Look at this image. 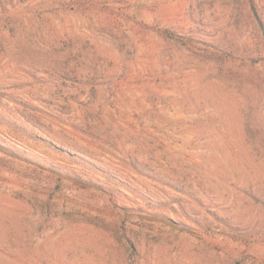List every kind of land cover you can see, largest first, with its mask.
<instances>
[{"label":"rangeland","instance_id":"rangeland-1","mask_svg":"<svg viewBox=\"0 0 264 264\" xmlns=\"http://www.w3.org/2000/svg\"><path fill=\"white\" fill-rule=\"evenodd\" d=\"M0 264H264V0H0Z\"/></svg>","mask_w":264,"mask_h":264},{"label":"trees","instance_id":"trees-1","mask_svg":"<svg viewBox=\"0 0 264 264\" xmlns=\"http://www.w3.org/2000/svg\"><path fill=\"white\" fill-rule=\"evenodd\" d=\"M9 150V149H8ZM12 149H10L11 151ZM13 154H15L16 156L18 157H23V155L21 153H19L18 151H11ZM25 158V157H24ZM38 167H40L41 169H46L50 172V174H52L53 176H55L57 179L61 180L62 178H66V179H69L71 180L74 184H76L77 186L81 187V188H84V189H92L94 191H98L100 192L101 194L103 195H108L110 198H114L115 197V193H114V190H110V189H106V187L103 186V184H97V183H94L93 181H90L88 179H84V177H82V175L78 172H68V173H64L62 172L60 169L56 168V167H43L41 164H38ZM84 166H90L91 167V164H87V162H85ZM93 166V165H92ZM95 167V166H93ZM101 173H103L105 176H108L110 177L111 175L105 171V170H102V169H99ZM152 220H161V219H158L157 217L153 218ZM163 221L164 223H166L164 220H161ZM168 223H173L172 221H168Z\"/></svg>","mask_w":264,"mask_h":264}]
</instances>
